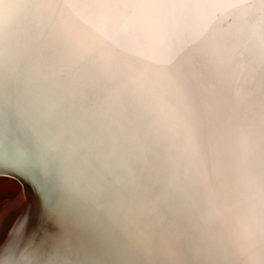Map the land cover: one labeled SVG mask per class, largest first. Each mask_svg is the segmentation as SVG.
Returning a JSON list of instances; mask_svg holds the SVG:
<instances>
[{"label": "clouds", "instance_id": "clouds-1", "mask_svg": "<svg viewBox=\"0 0 264 264\" xmlns=\"http://www.w3.org/2000/svg\"><path fill=\"white\" fill-rule=\"evenodd\" d=\"M0 162L56 229L6 264H264V0H0Z\"/></svg>", "mask_w": 264, "mask_h": 264}, {"label": "bare ground", "instance_id": "bare-ground-1", "mask_svg": "<svg viewBox=\"0 0 264 264\" xmlns=\"http://www.w3.org/2000/svg\"><path fill=\"white\" fill-rule=\"evenodd\" d=\"M165 55L163 51L157 53ZM18 181L17 196L0 210V264L39 258L48 252L56 229L50 220L42 189L19 167L0 162V177Z\"/></svg>", "mask_w": 264, "mask_h": 264}, {"label": "rangeland", "instance_id": "rangeland-1", "mask_svg": "<svg viewBox=\"0 0 264 264\" xmlns=\"http://www.w3.org/2000/svg\"><path fill=\"white\" fill-rule=\"evenodd\" d=\"M18 181L14 177H0V210L7 203L12 201L18 193Z\"/></svg>", "mask_w": 264, "mask_h": 264}, {"label": "water", "instance_id": "water-1", "mask_svg": "<svg viewBox=\"0 0 264 264\" xmlns=\"http://www.w3.org/2000/svg\"><path fill=\"white\" fill-rule=\"evenodd\" d=\"M15 179V178H14Z\"/></svg>", "mask_w": 264, "mask_h": 264}]
</instances>
